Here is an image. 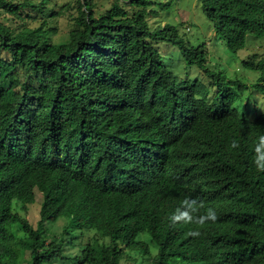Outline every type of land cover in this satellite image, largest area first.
Here are the masks:
<instances>
[{
	"label": "trees",
	"instance_id": "trees-1",
	"mask_svg": "<svg viewBox=\"0 0 264 264\" xmlns=\"http://www.w3.org/2000/svg\"><path fill=\"white\" fill-rule=\"evenodd\" d=\"M77 1L64 41L45 20L0 21V264H121L131 250L132 264H264V110L242 103L264 98V54L242 60L259 71L247 82L211 67L208 43L178 25L152 28V6L169 1L126 0L130 11L114 0L100 14L97 0ZM198 1L228 50L264 36V0ZM28 6L0 0L15 17ZM161 41L209 82L175 73ZM36 189L37 224L15 207Z\"/></svg>",
	"mask_w": 264,
	"mask_h": 264
},
{
	"label": "rangeland",
	"instance_id": "rangeland-1",
	"mask_svg": "<svg viewBox=\"0 0 264 264\" xmlns=\"http://www.w3.org/2000/svg\"><path fill=\"white\" fill-rule=\"evenodd\" d=\"M13 2H22L25 0H11ZM45 1V3H43ZM114 0H97V7L95 9L97 14L107 10ZM156 2L166 3L169 1L164 9L157 6V3L152 6L154 12L149 15V22L152 28L163 26L165 23H172L178 25L180 34L191 42L197 45L203 41L208 43L210 50L211 67H223L230 76L239 75L247 82H253L257 78L259 71L248 69L243 66L242 60L251 57L253 54H264V36L256 37L249 34L247 37L246 46L233 52L227 49L223 38L215 31L213 22L205 15L202 4L198 0H154ZM33 6H28L21 10V17H15L0 9V21L10 26L15 31L23 28H34L41 25L45 20V28L50 29L49 36L54 42L64 41L68 38L70 30L73 28L74 18L78 15V1L77 0H28ZM126 0H121L125 7L133 11L134 6L126 4ZM43 4V5H42ZM39 5L41 9L38 8ZM162 54L167 58L175 73L179 76H187L190 78H199L203 83H208L209 78L202 73L196 65L187 64L181 56V51L177 46L168 42H159ZM20 75L18 70L15 77ZM18 90V87H17ZM252 93V92H251ZM248 95L249 97H247ZM250 102L254 106L256 112L264 110V98L260 93L253 92L252 95L245 92L242 103ZM252 114V113H250ZM36 197L33 203L24 208L20 204L15 207L19 212L27 217L32 223L37 224L39 219V210L42 202V194L36 189ZM65 224V218L61 217L58 220L51 222L50 232L55 235L62 231ZM83 241L86 239L93 240L95 231L88 229L81 233ZM141 239L145 240L149 246L152 255L157 252V246L147 234H141ZM77 242H82L80 239ZM131 257L123 259L121 264H132L135 259L136 263H140L141 254L138 250L130 251ZM135 257V259L133 258ZM148 262V260H147ZM23 264H27L24 262ZM56 264H74L72 261H57Z\"/></svg>",
	"mask_w": 264,
	"mask_h": 264
},
{
	"label": "clouds",
	"instance_id": "clouds-1",
	"mask_svg": "<svg viewBox=\"0 0 264 264\" xmlns=\"http://www.w3.org/2000/svg\"><path fill=\"white\" fill-rule=\"evenodd\" d=\"M156 165H158L159 164V161H160V153H158L157 155H156ZM177 163L178 164H184L185 162L184 161H182L181 159H177ZM170 170L172 171L173 169L172 168H170ZM165 175H169L168 173H167V171H166V174ZM170 176V175H169ZM171 177V176H170ZM172 178V177H171ZM173 179V178H172ZM173 181H174V183L176 184V187L175 188H177V186H178V182L175 180V179H173ZM160 187L163 189V190H172L173 189V187H167V186H161L160 185ZM180 189V188H179Z\"/></svg>",
	"mask_w": 264,
	"mask_h": 264
}]
</instances>
